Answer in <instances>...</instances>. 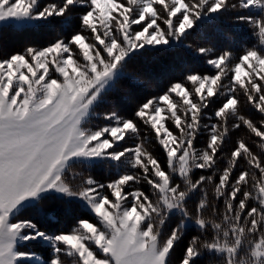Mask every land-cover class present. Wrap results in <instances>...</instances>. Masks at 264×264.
Segmentation results:
<instances>
[{
  "label": "snow or ice",
  "instance_id": "1",
  "mask_svg": "<svg viewBox=\"0 0 264 264\" xmlns=\"http://www.w3.org/2000/svg\"><path fill=\"white\" fill-rule=\"evenodd\" d=\"M0 264H264V0H0Z\"/></svg>",
  "mask_w": 264,
  "mask_h": 264
},
{
  "label": "trees",
  "instance_id": "2",
  "mask_svg": "<svg viewBox=\"0 0 264 264\" xmlns=\"http://www.w3.org/2000/svg\"><path fill=\"white\" fill-rule=\"evenodd\" d=\"M46 39V38H45ZM8 40V44L11 50H22V48L28 44V43H34L36 42V38L31 37V36H9L7 37ZM245 41H247L248 43H251L252 40L245 36L243 39H238V42L236 44V46L234 47V50L239 52V45L241 43H244ZM43 42V41H41ZM148 92L143 93V95H148ZM143 96H140V99H142ZM138 102V100H134V101H128L126 99H123L119 105V107L117 108V110L120 112L121 115H125V116H130L132 113V110L135 108L136 103ZM243 132H234L232 134V139L234 140L236 137L242 135ZM232 141L230 140L229 143H231ZM131 140L128 141V145H131ZM157 154L159 155V152H157ZM92 175L98 179L101 182H105L107 179H109V173L106 169H102V168H97L96 170H94L92 172ZM77 215H82V213H77ZM63 223V221H62ZM183 244H181L180 246L177 247L176 251L173 253V261H176L180 255V251L182 248ZM31 250L37 251V252H41L44 253L45 250L42 248V246L38 245V244H33L30 246Z\"/></svg>",
  "mask_w": 264,
  "mask_h": 264
}]
</instances>
